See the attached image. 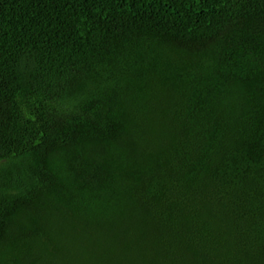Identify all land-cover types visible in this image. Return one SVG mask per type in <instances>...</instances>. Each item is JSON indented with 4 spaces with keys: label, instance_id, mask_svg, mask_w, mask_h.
<instances>
[{
    "label": "trees",
    "instance_id": "trees-1",
    "mask_svg": "<svg viewBox=\"0 0 264 264\" xmlns=\"http://www.w3.org/2000/svg\"><path fill=\"white\" fill-rule=\"evenodd\" d=\"M0 264H264V0H0Z\"/></svg>",
    "mask_w": 264,
    "mask_h": 264
}]
</instances>
